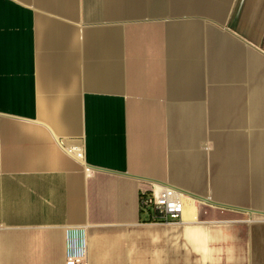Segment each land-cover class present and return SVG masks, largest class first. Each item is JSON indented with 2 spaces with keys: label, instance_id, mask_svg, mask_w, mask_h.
<instances>
[{
  "label": "crops",
  "instance_id": "1",
  "mask_svg": "<svg viewBox=\"0 0 264 264\" xmlns=\"http://www.w3.org/2000/svg\"><path fill=\"white\" fill-rule=\"evenodd\" d=\"M164 184L193 201L146 221ZM68 230L85 264H264V0H0V264Z\"/></svg>",
  "mask_w": 264,
  "mask_h": 264
},
{
  "label": "built area",
  "instance_id": "2",
  "mask_svg": "<svg viewBox=\"0 0 264 264\" xmlns=\"http://www.w3.org/2000/svg\"><path fill=\"white\" fill-rule=\"evenodd\" d=\"M81 157V152H76ZM192 198L190 193L173 184L158 188L141 189L139 205L150 222L167 223L180 220L185 202ZM81 230H68L66 233L65 264H85V250Z\"/></svg>",
  "mask_w": 264,
  "mask_h": 264
},
{
  "label": "bare ground",
  "instance_id": "3",
  "mask_svg": "<svg viewBox=\"0 0 264 264\" xmlns=\"http://www.w3.org/2000/svg\"><path fill=\"white\" fill-rule=\"evenodd\" d=\"M192 201H193V198H189L186 202H185V208H186V203L187 202H190V203H192ZM205 201H206V199H205ZM194 203V202H193ZM190 205H192V204H190ZM191 211H192V213H193V211H194V208L193 207H191ZM187 213V212H186ZM185 213V214H186ZM187 216V215H186ZM188 218V217H187ZM185 220V219H184ZM185 232V231H184ZM220 233V232H219ZM190 234V233H189ZM195 234V233H194ZM210 234V233H209ZM211 235V234H210ZM217 235V234H216ZM188 236V235H187ZM190 236H192V235H190ZM202 236H203V234H202ZM224 236V235H223ZM223 236H222V238H223ZM226 236V235H225ZM189 237V236H188ZM193 237V236H192ZM196 238L198 237V236H195ZM214 237H216V236H214ZM220 237H221V234H220ZM220 237H219V239H220ZM212 238V237H211ZM218 238V237H217ZM191 239V238H190ZM213 239V238H212ZM211 239V240H212ZM194 240V239H193ZM195 240H197V239H195ZM213 240H215V239H213ZM212 240V241H213ZM192 241V240H191ZM199 241V240H198ZM189 242H190V240H189Z\"/></svg>",
  "mask_w": 264,
  "mask_h": 264
},
{
  "label": "trees",
  "instance_id": "4",
  "mask_svg": "<svg viewBox=\"0 0 264 264\" xmlns=\"http://www.w3.org/2000/svg\"><path fill=\"white\" fill-rule=\"evenodd\" d=\"M141 212H143V211H141ZM146 221H149V219L146 218ZM149 222H150V221H149Z\"/></svg>",
  "mask_w": 264,
  "mask_h": 264
}]
</instances>
